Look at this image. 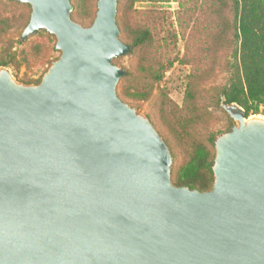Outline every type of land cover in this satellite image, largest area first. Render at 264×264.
<instances>
[{
  "label": "water",
  "instance_id": "1",
  "mask_svg": "<svg viewBox=\"0 0 264 264\" xmlns=\"http://www.w3.org/2000/svg\"><path fill=\"white\" fill-rule=\"evenodd\" d=\"M31 6L61 56L37 85L0 67V264H264V116L215 137L208 191L175 186L170 148L123 102L119 0L85 27L71 0Z\"/></svg>",
  "mask_w": 264,
  "mask_h": 264
},
{
  "label": "rangeland",
  "instance_id": "2",
  "mask_svg": "<svg viewBox=\"0 0 264 264\" xmlns=\"http://www.w3.org/2000/svg\"><path fill=\"white\" fill-rule=\"evenodd\" d=\"M197 1L194 12H186L176 0H119L117 13L120 39L126 44L132 46L129 36L140 25L151 32V40L143 48L134 51L132 46L130 53L114 60L125 71L117 94L149 118L168 144L171 181L178 187V178L199 170L195 160L199 154L208 152L213 162L211 138L215 140L236 124L218 101L229 86L234 49L221 47L215 39L225 21L216 19L213 12H204L206 0ZM97 2L71 0L73 20L85 27L91 25ZM195 2L190 0L189 5ZM31 11L29 4L0 0V21L4 24L0 27V61L9 62L6 67L17 82L37 85L61 51L56 49V37L46 30L21 40ZM252 115L264 116V107ZM192 118L196 122L186 135L183 126Z\"/></svg>",
  "mask_w": 264,
  "mask_h": 264
},
{
  "label": "trees",
  "instance_id": "3",
  "mask_svg": "<svg viewBox=\"0 0 264 264\" xmlns=\"http://www.w3.org/2000/svg\"><path fill=\"white\" fill-rule=\"evenodd\" d=\"M176 1L186 12H194L198 3L196 0L194 5L190 6V0ZM202 8L204 12H213L219 21H225V28L216 33L215 39L220 42L218 44L221 47L234 49L235 63L232 66L229 86L222 91L218 101L238 104L245 110L246 116L259 113L260 108L264 107V0H206ZM3 25L0 21V27ZM129 37H132L135 51L151 40V32L145 25H140ZM8 64L7 61H0V66ZM141 70L145 72L147 68L142 67ZM194 122L196 121L192 118L184 124L186 135H189ZM213 141L214 137L211 138V142ZM195 160L199 170L185 178H178L177 184L208 191L214 182L210 154L204 152Z\"/></svg>",
  "mask_w": 264,
  "mask_h": 264
},
{
  "label": "bare ground",
  "instance_id": "4",
  "mask_svg": "<svg viewBox=\"0 0 264 264\" xmlns=\"http://www.w3.org/2000/svg\"><path fill=\"white\" fill-rule=\"evenodd\" d=\"M253 118H255L253 115H252V116H250V118H249V120H248V121L252 120Z\"/></svg>",
  "mask_w": 264,
  "mask_h": 264
}]
</instances>
